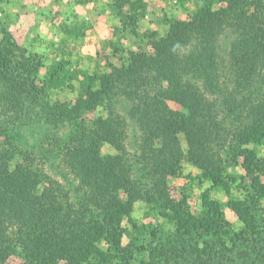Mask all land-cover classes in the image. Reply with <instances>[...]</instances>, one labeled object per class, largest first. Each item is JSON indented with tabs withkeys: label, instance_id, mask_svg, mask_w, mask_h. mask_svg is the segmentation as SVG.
I'll list each match as a JSON object with an SVG mask.
<instances>
[{
	"label": "trees",
	"instance_id": "1",
	"mask_svg": "<svg viewBox=\"0 0 264 264\" xmlns=\"http://www.w3.org/2000/svg\"><path fill=\"white\" fill-rule=\"evenodd\" d=\"M107 1L123 24L118 30L141 36L144 44L140 51L127 52L123 64H112V70L76 69L64 49L63 57L47 62L45 54L27 53L12 40L4 23L0 24V103L9 112L27 115L36 106L51 105L57 120L66 121L85 110L112 108L117 100L124 101L120 114H100L91 126L86 120H78L77 124L86 128H76L74 138L69 136L72 148H67L68 161L85 185L76 192L78 208L65 203L35 168L15 164V151L6 147L23 133H12L0 115V264L17 247L15 239L25 250L40 242L38 254L26 256L30 264H59L63 259L71 264H264V213L260 205L264 166L256 151L264 142V0H177L182 5L194 2V10L188 19L168 18L169 28L163 35L156 30L139 31V22L148 9L145 0ZM226 23L238 33L231 49L232 90L231 85L225 89L218 81L216 48ZM63 30V45L68 36L83 34L78 25H65ZM189 44L196 49L187 55L183 50ZM190 78H199L207 91ZM76 81L79 97L75 104L54 100L56 89L75 90ZM240 91L253 114L249 126L238 130V156L244 157L242 178L247 190L244 198L232 195L235 177L220 170L213 154L229 130L219 120L221 107H228L230 114H224L232 116L235 123L238 117L230 105ZM168 100L182 108H172ZM254 100L263 101L256 105ZM130 119L144 129L150 150L149 170L157 173L160 182L146 193L148 202L154 215L175 226L172 232L134 222L136 235H132L120 227L121 218L131 213L136 181L129 179L124 159L118 154H103L102 147L109 142L120 148L117 128ZM181 135L186 151L181 147ZM250 143L257 146L250 147ZM183 160L201 167L211 184L198 212L187 208L184 199H172L158 188L168 175L178 174ZM143 177L145 172L139 178ZM212 190L231 195L227 203L235 208L243 228L231 226ZM122 191L130 193L127 206L119 204ZM89 214L103 224L94 225L93 220L92 225L83 223ZM114 216L116 223H112ZM13 224L17 227L12 228ZM9 230L15 235L12 246ZM125 231L130 236L127 245L121 240Z\"/></svg>",
	"mask_w": 264,
	"mask_h": 264
},
{
	"label": "rangeland",
	"instance_id": "2",
	"mask_svg": "<svg viewBox=\"0 0 264 264\" xmlns=\"http://www.w3.org/2000/svg\"><path fill=\"white\" fill-rule=\"evenodd\" d=\"M148 3V9L141 21L139 22V31L156 30L160 34H165L168 30L167 19L170 17H178L180 19H188L194 10V2H187L182 5L177 0H145ZM216 5L215 8H218ZM11 33L12 40L19 44L24 50L38 51L47 55V62L53 58L63 57L62 49L69 51L70 58L76 69L94 70H112V64L120 65L127 60L129 51H140L144 47L141 41V36H137L131 31L120 32L118 27L122 29L120 19L112 14L107 0H92L87 3H80L79 0H0V24ZM65 25H78L83 34L80 37L68 36L66 44L63 45L62 40L65 39L63 30ZM234 29V28H233ZM232 26L225 24L223 30L219 33V43L216 48L218 53L219 66V85L225 89L230 86V90L234 88L232 84L231 73L232 69V46L235 36ZM126 35H125V34ZM125 36V37H124ZM3 38V32L0 28V41ZM63 46V47H62ZM196 49V45L189 44L183 51L184 54L190 55L189 51ZM149 50V49H147ZM190 57V56H185ZM184 57V58H185ZM44 72V71H43ZM190 81H195L202 91H207L204 85L198 81L199 78H190ZM75 90L73 89H56L53 92L54 100L61 102H69L75 104L79 97L77 81ZM247 94L248 90L244 91ZM214 96V95H213ZM216 96V95H215ZM212 98V97H211ZM254 100L253 104H260ZM257 102V103H256ZM54 103V102H52ZM123 100H117L112 108L99 107L96 110H85L81 115H72L66 121L57 120L55 110H52L51 105L36 106L30 111V114L20 115L18 112H9L0 103V115L6 119V124L12 133L21 132L19 140L12 141L10 146L6 148L15 151L13 161L21 166H31L35 168L44 177L47 185H51L57 192L59 197L69 206L79 207L77 202L76 192L82 191L85 187L77 171L68 161L67 148H72L69 136H73L76 128L83 129L77 124L78 120H86L87 126H91L94 118L98 115H108L110 112L120 114L123 109ZM169 105L174 109H181L180 105L174 101L168 100ZM232 108L235 107V117L237 121L228 115L226 106L221 107L219 120L225 124L229 130L226 131V139L222 140L219 147L214 150L215 163L220 170H226L230 175L235 177L234 188L231 190L235 197L244 198L247 190L244 184L245 169L242 166L244 162L243 156H238L240 150V133L238 130L247 128L252 122L253 114L251 107L246 105V101L242 99V91L237 93L236 100L233 101ZM256 108V107H255ZM114 109V111L112 110ZM98 110L103 112L99 113ZM228 113V114H224ZM22 114V113H21ZM88 128V127H87ZM139 124L131 119L124 125L119 126L116 131V136L119 139L120 148L112 145L109 142L104 143L102 152L105 155L118 154L124 159L125 168L129 170L128 177L135 180L133 187V197L128 191L120 193V205L127 206L131 203V213L124 215L120 224L123 229L131 231L132 235H136L135 224H153L164 228L166 232H172L175 226L167 219L154 215L151 210L150 201L147 199L146 193L154 189L159 184L157 173L153 175L150 172L148 140ZM75 132V133H73ZM182 149L187 150V143L183 135ZM250 147H256V144L250 143ZM257 156L262 159L264 166V142L256 147ZM182 169L176 175H168L166 183L159 186L163 188L165 196H170L177 201L185 200L186 207L193 212H198L202 208V196L204 192L211 186L210 182L203 176V169L188 160L181 162ZM144 168H147L145 171ZM262 169H258V171ZM257 171V172H258ZM145 172V177L140 179L141 174ZM263 172V171H262ZM258 174V173H256ZM260 180L264 182V172L260 175ZM147 188V191L141 188ZM132 188V186H131ZM212 196L220 200L223 204L224 212L231 226L236 230H240L245 225L239 218L235 208L228 205L227 201L231 195L221 190H212ZM149 201V202H148ZM260 205L264 213V197L260 198ZM85 210V207H84ZM96 210V209H95ZM80 212V211H79ZM74 215V214H73ZM107 215V213H106ZM120 218V217H119ZM90 220L96 223L103 224V221L96 220V215H88L81 221L86 225H92ZM111 220V219H110ZM118 218L113 217L112 223H116ZM17 227L16 224L12 225ZM11 228V229H12ZM162 232V231H161ZM8 236L15 237L13 233L7 232ZM123 245L130 242V236L125 231L122 235ZM150 241V240H147ZM17 247L11 249L6 259L1 264H30L26 258L28 254H38L40 242L37 240L29 248L23 249L19 245V241L15 239ZM14 239L9 242L15 243ZM19 243V244H18ZM137 257V255H136ZM35 259V258H34ZM59 264H71L66 260H60Z\"/></svg>",
	"mask_w": 264,
	"mask_h": 264
}]
</instances>
